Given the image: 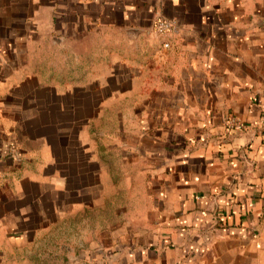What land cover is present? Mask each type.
<instances>
[{
  "label": "crops",
  "instance_id": "crops-1",
  "mask_svg": "<svg viewBox=\"0 0 264 264\" xmlns=\"http://www.w3.org/2000/svg\"><path fill=\"white\" fill-rule=\"evenodd\" d=\"M0 264H264V0H0Z\"/></svg>",
  "mask_w": 264,
  "mask_h": 264
},
{
  "label": "built area",
  "instance_id": "built-area-1",
  "mask_svg": "<svg viewBox=\"0 0 264 264\" xmlns=\"http://www.w3.org/2000/svg\"><path fill=\"white\" fill-rule=\"evenodd\" d=\"M153 26H154L155 32L158 34L170 32V31L174 30V28H175L174 22L171 19H166L163 17L157 18L154 21ZM164 46H167V43H164ZM230 120H231V122H230L231 126L230 127H232V128L234 127L237 129H243L246 126L244 123H241V122L235 120L234 118H231Z\"/></svg>",
  "mask_w": 264,
  "mask_h": 264
}]
</instances>
